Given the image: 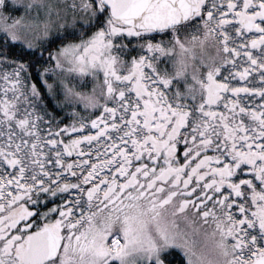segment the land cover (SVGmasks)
I'll return each mask as SVG.
<instances>
[{"label":"snow or ice","instance_id":"6c2138e0","mask_svg":"<svg viewBox=\"0 0 264 264\" xmlns=\"http://www.w3.org/2000/svg\"><path fill=\"white\" fill-rule=\"evenodd\" d=\"M264 264V0H0V264Z\"/></svg>","mask_w":264,"mask_h":264},{"label":"trees","instance_id":"16d2710c","mask_svg":"<svg viewBox=\"0 0 264 264\" xmlns=\"http://www.w3.org/2000/svg\"><path fill=\"white\" fill-rule=\"evenodd\" d=\"M180 260V257L177 256L176 259L173 261V264H178V261Z\"/></svg>","mask_w":264,"mask_h":264}]
</instances>
